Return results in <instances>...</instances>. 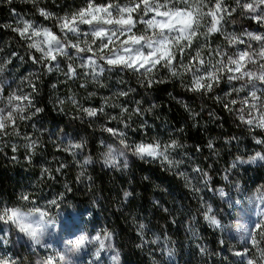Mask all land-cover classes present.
<instances>
[{"label": "clouds", "instance_id": "9594fccd", "mask_svg": "<svg viewBox=\"0 0 264 264\" xmlns=\"http://www.w3.org/2000/svg\"><path fill=\"white\" fill-rule=\"evenodd\" d=\"M0 4V264H264V0Z\"/></svg>", "mask_w": 264, "mask_h": 264}, {"label": "trees", "instance_id": "16d2710c", "mask_svg": "<svg viewBox=\"0 0 264 264\" xmlns=\"http://www.w3.org/2000/svg\"><path fill=\"white\" fill-rule=\"evenodd\" d=\"M97 2H104V0H97ZM10 7H15L17 11H23L21 6L19 5L5 6L3 4H0V24L6 22L11 18ZM5 35V30L3 28H0V40H2ZM0 169H5L3 175L0 176V185H3L5 187V190H14L17 186L18 181L14 180L13 172L15 173V177H19L20 172L18 170L13 169L12 166L8 163V161L3 158H0ZM27 179L28 183L30 184L31 180L35 179V175L29 173ZM58 189L59 186H56L51 190L48 188L47 185L44 186V191L49 192V196L47 198H51V192L56 191ZM72 196L73 194H68L67 200L63 204H61L59 208L53 209L56 224L54 229H50V232H54L55 230H57V227L59 228V226L60 228H71L72 226H74L75 221H73V218L75 216L73 214V209L69 206V201L72 200ZM76 199L86 200L87 197L83 193H79L76 196Z\"/></svg>", "mask_w": 264, "mask_h": 264}, {"label": "rangeland", "instance_id": "374dc122", "mask_svg": "<svg viewBox=\"0 0 264 264\" xmlns=\"http://www.w3.org/2000/svg\"><path fill=\"white\" fill-rule=\"evenodd\" d=\"M73 221H75V224L71 228H65V227L60 228L59 226V228L57 227V230L52 232L53 237L57 238L58 240V246H59V242H62L63 238H73L74 235L77 234V232L80 230L78 219L74 217Z\"/></svg>", "mask_w": 264, "mask_h": 264}]
</instances>
